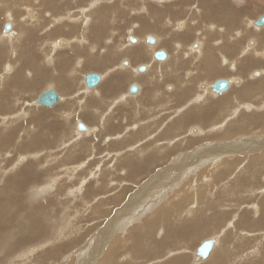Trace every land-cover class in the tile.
<instances>
[{"label":"rangeland","instance_id":"1","mask_svg":"<svg viewBox=\"0 0 264 264\" xmlns=\"http://www.w3.org/2000/svg\"><path fill=\"white\" fill-rule=\"evenodd\" d=\"M34 1L25 0L23 5L20 4L21 7L19 5H11L10 3L3 4V6H0V34L1 33L3 34L5 33V31H8L5 30V27L3 28V25L5 22L10 20V18L6 17L7 13L11 12L9 11L11 10L10 8L14 7L13 9L15 8L19 9V11H14L13 14L15 13V15L12 16V20L16 22V28H17V30L15 28L14 32L18 36L15 34L8 38L4 37V41L3 40H2L3 42L0 41V46H1L0 52L1 51L4 52V58L2 57V59L0 60L1 63L0 77L4 76L3 77L4 80H1L0 78V92L2 91L3 93V96H0V104H1L0 113H2L0 115L1 117L6 118V120L3 121L4 119L2 120V118L0 117V135L2 134L10 135L8 131L12 134V137L17 135L15 137L16 139L14 140L16 141L15 145H11L9 146L8 149H5L4 150L5 153L3 151H0V188L7 187V189L5 190L0 189V196H1V190L3 191V196L0 198L5 200L9 196L11 189L7 183L13 180L12 177L16 173H20V171L23 172L24 170H26V168L29 167L32 169L33 167L32 169L33 173L29 177L31 182L26 187V189L23 190L22 194L20 193V197H22L21 199L24 203L23 205H25L23 209L25 210L31 209V213L33 211L34 212L33 214H35L36 212L37 215L40 216V220L42 221L43 224H41L42 228H40L39 235L42 234L43 237L39 240L35 238L34 240L35 241L37 240L35 243L33 242L32 244L29 243L22 246L19 245L20 239L17 236L18 233H16V230H14V233H10V236H7V241L10 240V242L8 241L7 244L0 245L1 246L0 264H11V263L12 264H165L166 262L174 258L177 257L180 258V256L181 257L189 256L186 264H207L211 260H212L211 261L212 264H234V263L242 264L246 260H247L246 263H250V260H257L258 259L257 256H254V258L251 259L252 257L251 255L255 247H258L259 245L261 251H264V225H259V226L243 225L242 224L243 222H245V224H247V222L246 220L242 221V215L246 211H248L250 217H255L257 219H260L261 215H258V213L262 214L263 212L261 197L264 198V193H263L264 189L262 191L260 189L264 188V169H260L261 166L258 165H253L252 167H250V164L254 159L260 157L262 153L264 154V148L260 149V147L258 148L255 147V145L256 146L258 145V142H262V143L264 142V128L263 129L261 128L262 122L249 121L251 119H247L246 117L248 116L251 117L256 113L258 114L264 113V100H263L264 94L259 96V94H261V91L255 90V92H253L252 95L249 94L251 92H248L247 95H245L243 99H241V100H246V102L248 101L247 104L244 103L245 105L248 106H243L241 104L238 105L235 110L238 111L239 109L238 107L241 106L239 109L240 111L239 116H242L244 119L242 118L243 121L242 124H240L238 122L239 117L234 118L233 115V113L235 112L234 110L231 113L234 119L229 118L228 121L224 122L225 124L223 123L222 125L226 130L228 129L229 125L231 127L232 123L235 127H237L234 128V130L230 131L232 134H228V135L222 134V132L225 133L226 130L222 129L220 131L217 129V127H215V125L211 126V124L222 122L221 121L223 119L222 117L225 115L224 109L211 110L212 113L208 114L209 113L208 111H210L209 109L211 108L209 107L210 105L209 106L208 104L203 105L200 104L197 100L195 99L193 100L192 99L194 98L193 95H192L193 97H190L191 96L190 95L189 96L190 98L189 97L186 98L185 95H177L175 98L166 95V94H170L169 91L176 89L177 83L179 89L175 90L174 93L176 94L180 90V85L179 82L177 81V76L165 77V80L163 78L162 80L157 82L159 84H157L155 89L161 95L156 96L155 94V95H150L149 97V94H147L146 95L147 97L144 99H143V95L142 96L139 95L141 97L136 96L135 99L128 98L125 99L127 100L125 102L120 101L118 95H121L123 92H125L128 84L134 82L136 78H134L133 80L131 79V77H128L126 79L125 76L118 78L117 77L119 75L117 71L118 69H116L118 68V66L116 64H118V59L120 60L121 58H123L122 57L123 51H126L124 49L125 48L124 43L127 40L125 36L128 33L127 34L124 33L129 32L132 29H135V31L137 32L138 27L139 30H141L140 28H143V25L141 23L142 19L140 18L145 14V11H142V9H133V7H138L141 4L134 0H127L129 2L123 4V2L116 0L115 5L113 6L104 5L105 6L104 9L103 7H96L94 9L95 11L88 12L85 11V8L91 2L88 0H83L84 5H86L84 9L81 8L83 5L82 2L79 6H77V2H78L77 0H51L52 7L55 6L56 3L61 4L60 9H57L59 11L48 9L49 8L48 0L46 1L42 0L43 3L41 2V0H38V2L37 0ZM110 1L111 0H101L100 2L103 4L105 2H110ZM142 1L143 2L148 1V3L150 4L151 8L148 9L149 12H156V11L159 13L162 12L165 19L166 17H171L172 22L174 23L175 21L174 23L175 26L173 27V30L176 32H173L172 35H176V36L171 37L172 40L166 37V35H168L171 32L172 27H170L169 25L165 26V29L163 28L161 35H165L166 38L162 39V43L159 46L160 48H163L166 51L170 50L172 54L171 58H173L174 56V51L179 52V50L177 49L178 43L181 46L182 44L185 45L186 43L190 42L189 39L192 40L198 36L199 34L198 32L194 33L196 30L199 32L201 31L200 33H204V35L208 33L205 36V38H202L205 41V43H208V41L212 42L214 40L215 42H217V40L219 42V40L221 39L223 40L224 36L227 35L228 32H229L228 34L230 35L233 32V30L231 32L228 29V27H230V25L227 22L229 18L223 17L222 13L216 15V13L218 12L214 9V7L209 8L207 6H202V8L204 7L203 8L204 12L202 14L203 15L206 14V16H203L201 20H198L199 21L198 23L196 22V24L200 26L201 25H205V26H201V27L192 26L190 27L191 28L190 30H194L192 33L181 36V34L178 33V29L179 27L182 28V25H179L181 23H178L177 21L179 20L182 21V19H184L186 23H189L191 21L190 22L191 24H195L194 21H196L199 18V16L196 15L200 14V11L195 13L194 12L195 9L190 11L189 9L187 10L186 8L179 10V8H175L176 3L159 4V3L151 2L150 0H142ZM197 1L199 0H189L188 2V4L190 5L189 7L195 8L196 6L195 3ZM227 1H228L227 3L230 6L237 9L236 11L241 12L239 13L240 15L239 21L242 20L243 26L245 24V21L247 22L248 20H250L249 26L253 27V25H251L253 24V20L259 14L261 15L264 14V0H227ZM70 2H71V6H70ZM69 6L71 7V9H69ZM30 8H35L36 10V15L34 16L35 18L31 17L34 15V13L31 12ZM3 9H8V10L6 12H3L4 11ZM72 9H77V10L76 12H72L73 11ZM57 13L61 14L62 16L64 15L63 16L64 21L66 24H68L66 26L68 27L67 29L73 32V36H71V38L68 36L67 38L68 41L66 43L62 42L65 43V45H60L61 42H59V37H62L60 31L57 29L51 31V29L53 28L52 23H54L56 20L53 16H55ZM213 13L215 14V16ZM87 14L88 17L91 16V23L92 21L94 22L93 25L89 24L88 26H85L84 22L86 20L84 21V19ZM149 14L153 16V14L151 13ZM93 18H95V20ZM51 19L54 21H52ZM73 20L76 22H74ZM26 22L27 24H25ZM58 22L60 23L61 20ZM78 22L84 24V29L86 30L84 31L82 28L81 31L85 34H88L90 30H91L90 33L93 30H97L98 32H100L99 35L101 42L98 45V48H96V50L93 51L92 49V54L97 53L99 55L101 54L103 55L102 52L104 51V48H106L107 45L112 44L110 42L113 41L111 37L113 35L114 36L116 35L114 39L115 40L114 45L116 46H112V47H117L116 48L117 53H115L117 55L116 63L109 61V60H115V56H114L109 58L108 60L103 59L105 61H102L101 63H99V65L95 64L97 66L94 67L89 66L90 67L89 68L87 65L85 66L86 58L84 57L83 54H80L82 58L79 56L80 59L78 62L77 60L78 55L74 57V55L72 54V50L74 49V53H76L77 50L76 47L81 48V44H82L80 40H77L80 39L79 37L83 36V33L80 32L79 29L76 30ZM164 22L166 21L164 20ZM55 24H57V22H55ZM177 24L178 26H176ZM32 26L34 27V29H32ZM98 26L102 30L97 29ZM105 26H107L108 28L107 27L105 28ZM189 26L191 25L188 24V27ZM235 26H239V22L235 23ZM47 27H49L48 28L49 30L46 29ZM55 28H57V26ZM231 28L232 27H230V30ZM238 28H242V27H238ZM260 28H261L260 30L252 29V32L255 36L252 34V32L249 33L248 36H245L243 44L244 43L248 44L249 41H252L251 44L254 45L258 44L256 45L257 49L259 50L258 52L262 53L263 51L264 53V45L259 40L260 35H257V34H261V32H264V26H261ZM74 29L76 32L74 31ZM201 29H204L205 31ZM151 31L155 32L154 30ZM255 31L258 32L255 34ZM176 33L179 35H177ZM219 33H221L220 36L222 37L219 36ZM27 34L30 36V37L28 36V39L26 38ZM66 35L69 34L66 33ZM66 35H63V37L66 38ZM72 37L75 39H73ZM9 38L11 40H9ZM18 38L20 39V41H17ZM25 38L26 40H24ZM199 38L200 37L198 36L195 40L199 41ZM108 39H110V41L107 42ZM168 42L171 43V45H168L167 44ZM13 43H15L17 47L13 46ZM54 44L58 46H55ZM239 44L240 46H243L242 43ZM3 45L5 46V49L2 48ZM42 45H44L45 48L42 47ZM90 45H87L84 49L85 52L89 54L91 53ZM117 45H121V47L124 48L121 49V47ZM14 47H16L17 49H14ZM23 47H26V49H28L29 52L31 51L32 53L34 52L33 53L35 55L34 59L37 62V64H35L36 67L29 65L30 68L29 67L25 68L26 75L24 73H22V75L26 76L27 78H30L31 80H25L27 84L26 85L21 84L19 89V85L17 84V81H15L14 79V74H16L17 70L19 69V67H21L24 61L28 59L26 55L25 58L24 55H18L19 52L17 53V51L18 50L21 51ZM55 48H57L56 50H54L56 55H54L52 64H49L46 55L52 54L51 50ZM130 48H132V46ZM206 48L204 50L205 53H207ZM213 49H215V47H213ZM63 50H67L68 52V53L65 52L63 54V58L65 57L63 61L67 59L64 62L67 65L69 63L68 65V68L70 67L69 70L76 69V73L68 71L69 72V73L67 72L68 74L65 73L63 75L62 78L65 79L61 80L60 85L62 86L64 91L58 85L53 86L51 85V83L49 84V81L45 79H41V74L51 75L52 70L54 71V69H59V63L61 64L62 62V61L59 62L61 59L60 53H63ZM217 50H219V48ZM108 52H111L109 48H107L106 50L107 54ZM130 52L132 53L131 54L133 57L132 59H134L133 56L134 51L130 49ZM180 52L181 53L179 54H181L182 56L183 55L182 52L184 51H180ZM205 53L204 56L206 55ZM119 54L122 56H120ZM99 55L96 56L98 57ZM226 55L229 56V53H226ZM226 55L224 54V51L223 52L221 50L220 52L217 51V57L223 58V56L227 57ZM21 56L22 58H19ZM96 56H94L95 57L94 61L97 58ZM101 56H99V59L101 58ZM254 56L249 61L247 62L245 61L243 63L244 66L243 68H241L240 62H237L236 60L234 61L233 58H231L230 60L233 61L229 60L230 62L228 65L232 63L233 64L232 66H234L235 64L237 68L236 71L232 70V66L230 67L224 66L222 64L223 61H221L223 59H219V58H218L219 60H216L217 61L216 64H213L212 62L210 66L206 63L207 61L202 62L204 60L202 56L201 60L197 62V66L201 65V67H205V68L208 67L211 68L212 66H215L217 68L216 71L219 70L218 71L219 74L217 75L215 71L214 73L205 76L204 79H199L197 81L195 79L193 82H191L192 79L187 81L186 80L187 75L185 74V71H187V69L188 71H191L193 67L192 61L194 59L190 58L189 60L186 61L187 63L189 61L187 65L186 64L183 65L185 63L184 62L179 66L180 75L178 76H180V80H181L180 84L182 85L184 81L191 82L189 84L192 85L193 88L196 89V91L199 90L205 92L204 91L206 90L205 88H208L209 92H211L212 95L214 96L218 95L217 97H212L210 94L208 100L211 99L212 101L218 98L225 97L230 93L229 97L227 98H231L230 99L231 102L229 103L227 101L225 103L226 105L228 104V107L229 106L232 107L231 104L234 103L233 95L235 94V91L239 90L240 88L238 87V83L233 82V86L226 93L223 94L213 92L210 89V87L203 86L201 88L199 85L200 83L205 84L207 82L209 83V81L212 82L213 81L212 79H216L217 77L218 78L219 77L230 78V76H233L231 78L240 77L241 80L243 79L242 82L243 83L245 82L246 86L251 85L255 81L257 82L261 80L262 78H264V59L260 57L258 58L256 55ZM147 58L148 60L150 59V57ZM125 59L128 58L125 57ZM14 60H17L19 62ZM137 61H142L145 63V60L143 59ZM165 62L166 61H162V63ZM9 63H11V67L13 66L14 68L11 70L14 71V74L13 72L10 75L7 74L12 78L11 81L10 79L6 81L5 80L6 75H4L5 74L4 72H7L8 70L11 69L10 67H8ZM132 63L134 64V62ZM136 63L137 62L135 60V64ZM135 64L134 67L136 66ZM91 65L94 64L91 63ZM154 66H156V64ZM107 67L108 69L109 67L112 69L111 75L109 76L108 80L111 91L115 93L108 94L109 93L108 92L103 94L102 96H97V97L92 96L91 98H93L94 100L90 99V101H89V95H91L92 92H94L95 90L85 95H83V93L77 94L76 90L79 87L80 88L83 87L84 81L82 80H83V75L85 73L88 74L89 72H98L100 74H104V72L107 70L106 69ZM193 68L195 69L196 66H194ZM27 69H29V71H27ZM41 69H45V72L44 73L40 72ZM119 69L123 72V74H126L125 73L127 72L126 68L123 69L119 68ZM258 71H261V73L257 76H254L253 75L254 72H258ZM27 72H30L31 74L29 75V73ZM34 75L36 77L35 79L36 81L32 79ZM55 75L57 74L55 73ZM72 76H74L73 79H71ZM206 77H209V79L206 80L205 79ZM256 77L257 79L252 80V78H256ZM37 80H41L42 82L39 83ZM104 80L105 79H103V81ZM27 81H29L30 83H28ZM152 81L153 80H151V82ZM23 82L24 81H21V83ZM31 82L33 84H31ZM12 83L13 84L15 83L14 86L12 85ZM28 84L31 85L28 86ZM170 84L172 85L173 89H168L167 85ZM146 85L148 86L149 84L146 83ZM49 87H54L60 93L61 97L64 95L63 100H60L52 107H46L40 104L37 105L36 100L39 94L41 93V91L43 92ZM18 89L21 90V92L18 91ZM13 90L17 91L15 92L16 94L12 93L14 92ZM147 91L149 93L154 92V86L149 85ZM9 94H12L10 97L13 102V107H10L12 108L10 111L7 109L6 106L2 107L3 105L2 101L5 95L6 97L4 98L5 101L4 103L8 104L10 102ZM112 95H115V97ZM83 98H85L84 101ZM79 99L81 101H79ZM163 99H165L166 103H162ZM93 101H95L96 104L93 105ZM173 101L175 102L173 103ZM84 102H87L88 105L85 104ZM197 104L199 107L197 106ZM80 105L84 107L86 105L88 107H90L91 105L93 106H91L89 109H86L88 108L86 107L85 109L86 111H88V113L81 116L85 111L83 110L78 111ZM22 106H24V108ZM4 107L5 109L8 110L7 112L4 109ZM96 108L97 110H95ZM2 109L4 110L2 111ZM19 109H21V111ZM25 110L26 112H24ZM39 110L44 112L47 111L48 113H45V116L42 118L41 114L39 113ZM192 110L203 111L204 116L203 115L201 116L200 114L197 116H193L192 114L194 112ZM16 111L18 112V114H21L18 119L13 116L17 114ZM67 111L71 112L70 117L66 115ZM76 111L78 112L76 113ZM25 113L28 114L25 115ZM102 113L107 114L106 118L110 116L109 121L111 124H113V122L116 121L115 122L116 125L107 128V123L102 122L100 120ZM90 114L93 115V119H91ZM29 115L30 117H27ZM78 115L80 118L78 117ZM76 116L78 117L77 119ZM12 117L15 120H13ZM112 117L113 120L111 121ZM78 120H81L79 122H84V124L86 125L88 124V126H90V130L81 133L78 132L76 128L73 127L76 125ZM204 120H211L212 122L206 123L204 122ZM15 131L17 132L14 133ZM237 136L240 137L239 138L240 141H242L243 139L247 140L249 138L248 139L249 144H253L252 145L253 147L248 144L249 145L248 149L250 148L249 152L251 153H248L246 151H245L246 153L242 152L243 154L237 153L236 155H238V157L236 156L230 161L236 165V169L234 168L235 171L232 174H226L221 178L220 171L222 168L227 167L226 165H224V163L227 162V157H229L227 155L230 154V152H227L225 155L222 156V158L215 156V158H220L221 161L220 162L217 161L218 159L215 160V158L212 159L210 158L211 155L209 149L207 150H203V149L208 145H209L208 147H212L213 145L214 147H216L218 143L223 144L222 142L219 141L224 139L226 140L229 138L232 139ZM250 137L254 141L250 140ZM156 139L158 143L156 142ZM122 140L123 142L124 141L125 142L123 143ZM142 140H144V142ZM170 140L171 142H169ZM163 141L165 143H163ZM155 142L157 143V145L154 148L149 149L147 151V154L153 150H155L154 152L156 151L159 152L157 158L147 166L148 172L146 171L143 172L142 170L139 173L137 172L131 173L129 167L126 164H123V161L125 159H132L133 161L142 160L143 159L142 157L145 156L143 155L142 157H140L143 154L142 151L143 147L148 144H155ZM212 142L216 144H213ZM169 143L170 145H168ZM176 146L177 149L172 153L174 156L172 155L173 157L164 164L165 167L163 166L164 168L162 169L161 165H163L162 163H163L165 148L173 149ZM191 148H192V152L191 154H188V158L190 157L192 159L182 161L183 159L181 158L183 154L187 153L186 149L190 151ZM197 150H203L199 156H196ZM256 150L258 153L256 152ZM176 156L180 157L179 162L181 164L179 163L180 165L178 166V171L177 170L171 171L172 173L171 172L168 173L166 171L168 173L167 178L171 180L170 183L144 185L146 182H149L151 178L157 179L160 176V171L162 172V170H164L165 168H169L170 165L174 162ZM232 157L233 156L230 155V158ZM159 166L161 168H159ZM181 166L183 167V169L181 168ZM245 167L249 168L250 171H247V173L246 171L244 172L243 170L245 169ZM155 173L158 175L151 177V175H154ZM245 178L247 179L251 178L252 183L257 181L259 182V184L253 186L251 184L247 185L246 181H243ZM235 179L237 180L236 181L237 187L235 188L233 187L224 188V185H222L223 183L227 185L230 184L232 185L233 184L232 181H234ZM171 183L174 184L175 186H172ZM166 185H168V188L165 189V187H167ZM140 186L143 187V191L139 204L145 199H147V202H151L152 199L154 200L153 202L155 204L152 203L147 208L148 210L146 211V213L139 216L134 212V210H137L135 208L139 204L135 205V202L132 201L134 202L135 205L132 207V205H130L131 202H128V200L130 199V196L133 193L135 192L138 193V187ZM204 187L207 189L206 192L209 195L208 196L209 199L208 197L201 198V194L199 191L200 190L204 191ZM209 191H212V193L209 194L208 193ZM186 194L187 197H185ZM222 195H224L223 201H221ZM207 199H208L207 207L209 206V204L215 205L213 209L211 210L207 209L206 211L199 210L204 205ZM179 202L181 207L180 210H178ZM217 203H219V205H217ZM163 207H165L169 211V216L165 217L167 218V221L165 220V218H161V216L159 215L154 217L156 212L160 211ZM123 208H125V210H128L126 213L128 212L133 213L134 218L130 220H124L123 218L120 217V215H116L117 210ZM12 209L15 210V207H12ZM193 209L195 210V212ZM6 210H8V208L0 207L1 213L5 212ZM186 210L187 211L192 210L190 216L185 215ZM221 210L229 211V213L227 212V215L221 216V213L219 212ZM199 212L202 215L201 214L199 215ZM218 213L219 216L212 217V221H211L212 224H209V227H212V229L203 232L201 235H194V237L191 238L189 235L181 236L179 234L177 236H171L169 234V232H171L172 230H180V229L185 230L188 228L191 229L192 227L195 231L200 230V228L205 224L204 222L206 221L205 219H207L209 215L212 216ZM18 214L19 212L15 214L14 218L15 217L18 218ZM39 214H42L43 216ZM35 216L32 219L34 225H36L38 222V216L36 217ZM149 216L150 219L148 218ZM257 216L260 218H258ZM116 219L117 220L119 219L121 222L117 221ZM147 220L149 222L144 226L143 229L141 224H143ZM110 222H112V226H109ZM207 227H208V223L204 225L203 229H207ZM107 228L111 229L109 230L110 232L109 233L107 232L105 236L100 237V235L104 233ZM0 231L1 234L2 233L1 228ZM36 232H38V229L36 230ZM134 233H142L143 238L141 239L134 238L133 241L128 239ZM14 238L16 239L14 240ZM208 238L217 239L216 243L218 244L215 243V247L213 248L214 252L212 250V252L208 257L210 260L208 258L205 259L202 258V260H200L199 259L200 257L198 258L197 257L198 255H196L197 246L201 243L202 240L204 241ZM257 239L261 241L259 242V244H257L258 241ZM1 240L2 239H0V242ZM17 241L19 242L17 247H15ZM156 241L165 244V246L159 247ZM136 245H139V247H137ZM10 246L11 249L8 250ZM13 246L15 249L12 248ZM111 247L115 248V252L112 253L113 260L111 262H107L111 258V254L107 253ZM243 258L245 259V261ZM160 259L161 261L158 262L157 260Z\"/></svg>","mask_w":264,"mask_h":264},{"label":"bare ground","instance_id":"2","mask_svg":"<svg viewBox=\"0 0 264 264\" xmlns=\"http://www.w3.org/2000/svg\"><path fill=\"white\" fill-rule=\"evenodd\" d=\"M24 1L25 0H19V1H15V0H0V6H3V4H11V5H19L20 7H21V5H23L24 4ZM32 1V0H31ZM34 1V0H33ZM46 1V0H45ZM95 1H97V0H95ZM139 3H140V1H142V0H137ZM152 1H156V2H158V3H162V4H165V3H176L175 5H179L180 3H184V0H152ZM203 2L200 4V6L198 7L197 5H198V1L195 3L196 4V6H195V8H191L192 10L193 9H195V13H197V12H199V11H201V18L203 17V16H206V14L205 15H203L202 13L204 12L203 11V8H202V6H207V7H209V8H211V7H214V9L218 12V13H216V12H214V13H216V15L217 14H220V13H222V16L223 17H227V18H229V20H227V22H228V24L230 25V27H232L231 28V30H230V27H228V29H229V31H231L232 32V30H233V32L231 33V35L230 34H228L227 33V35H225L224 36V38H223V40L221 39V40H219V42H218V40H217V42H215V40L214 41H212V42H210V41H208V43H205V41L202 39V38H205V36L208 34H206V35H204V33H200L199 31H195L194 33H199L198 34V36L200 37L199 38V41H197V42H195V43H198L199 45H198V47H195L194 46V44H193V46L190 48V42L193 40H191L190 42H188V43H186L185 45H183L182 44V46L181 47H179V48H177L178 50H179V52H176L175 51V53H174V56H173V58H171L172 57V54H170V55H168V53H167V51L165 50V49H163V50H158L157 52H159V51H164L165 50V52L167 53V57L164 59V60H161V61H166L165 63H158V62H156V61H153L152 60V58H151V55H152V52L154 53L155 52V50L153 49V48H151V45H149L148 47H146L145 45H143V44H141V43H139V44H137V45H132V48H130L131 50H133L134 52H133V54L135 55V57H137V58H143V60L144 59H147L148 60V58L147 57H150V59L148 60V64L150 65V67H149V65L147 64V66H148V68H150V70L146 73V74H144V75H141V74H139V73H137L136 72V68H134V66L131 64V62L130 61H122V59L123 58H121V60L119 61L118 60V64H116L117 66H118V68H116V69H118L117 71H118V78L120 77H123V76H125L126 77V79L128 78V77H131V79L133 80L134 78H136V80H140V81H138V82H136V80H134V82H131V83H129L128 84V86H127V88H126V90H125V92H123L121 95H118V97L120 98V101H127V100H125V99H128V98H131V99H135V97L136 96H139V95H143V96H145L146 97V95L144 94L145 93V91H144V89H146V88H148V86L150 85L149 84V81H150V83H151V80H153L152 82L154 83V81L157 79L158 81H160L161 79H163L164 78V80H165V77H170V76H177V81L179 82V85H180V90L175 94L174 93V91L175 90H178L179 89V86H178V83H177V86H176V89H173L172 88V85L170 84V85H167L168 86V89H173V90H171V91H169V93L170 94H166L167 96H172V97H176L177 95H185V97L187 98V97H189L190 95V97H193L194 96V98H192L193 100L195 99V100H197L200 104H203V105H206V104H208V106L209 107H211L209 110L210 111H208L209 113L208 114H210V113H212V111L211 110H215V109H224V112H225V115L222 117L223 119L221 120L222 122L220 123V122H217L216 124H211V126H214L215 125V127H217V129L218 130H222V129H224V127L222 126L223 125V123L224 122H227L228 121V119L229 118H233V116H232V112L236 109V107L238 106V105H243V106H248V105H245V104H247V102H246V100H241V99H243V97L245 96V95H247V93L248 92H251V93H249L250 95H252L253 94V92H255V90H259V91H261V94H259V96H261L262 94H264V78H262L261 80H259V81H255L254 83H252L251 85H247L246 86V84H245V82L243 83L242 81H243V79L241 80V78L240 77H234V78H231V77H233V76H230V78L232 79H230V78H225L226 80H228L229 81V87L226 89V90H224V91H220V92H217V91H215L214 89H213V86H214V84H215V82L219 79L220 80V78H224V77H217L216 79H212L213 81L211 82V81H209V84H207V83H205V84H202V83H200V87L202 88L203 86H205V87H210V89L213 91V92H215V93H219V94H223V93H226L232 86H233V82H235V83H238V87H240L239 88V90H237V91H235V94L233 95L234 97H233V102L234 103H232L231 105H232V107L231 106H229L228 107V104L226 105V103L225 102H231L230 101V99L231 98H227V97H229V95H230V93L227 95V96H225V97H222V98H218V99H216V100H211V99H209L208 100V97H209V95L211 94V96L212 97H217L218 95H216V96H214V95H212V93L211 92H209V89L208 88H205L206 90H204L205 92H203V91H199V90H197L196 91V89H194L193 88V86L192 85H190L189 83H191V82H193L195 79H196V81L197 80H199V79H204V77L205 76H208V74H212V73H214L216 70H217V68L215 67V66H212L211 68L210 67H208V68H205V67H201V65H199V66H197V62L198 61H200L201 60V57L203 56V58H204V60L202 61V62H205V61H207L206 63L208 64V65H210L211 66V64H212V62H213V64H216V60H219V59H223V60H221V61H223L222 62V64L224 65V66H232L233 64L232 63H230V65H228L229 64V62L230 61H237V62H240L241 63V68H243L244 66H243V63L246 61H249L251 58H253V56L254 55H256L258 58L260 57V58H263L264 59V53H263V51H262V53H259L258 51V49H257V46L256 45H258V44H256V45H254V44H251L252 43V41H249L248 42V44H243V41H244V38H245V36H248V34L249 33H251L252 32V29H254V30H260L261 28V26H258L257 24H256V21H257V19L259 18V16L261 15V14H259L254 20H253V24H251V25H253V27H251V26H249V21L250 20H248L247 22L245 21V24H244V26H243V22H242V20L241 21H239V13H241V12H239V11H236L237 9L236 8H233L232 6H230L227 2V0L225 1V0H202ZM209 1H210V4H209ZM35 2V1H34ZM37 2H38V0H37ZM41 2H42V0H41ZM115 1H113L112 3H114ZM120 2H123V4L124 3H126V2H128L127 0H123V1H120ZM231 2V1H230ZM43 3V2H42ZM41 3V4H42ZM92 3V2H91ZM100 3V2H99ZM109 3H111V2H109ZM21 4V5H20ZM94 4V3H93ZM93 4H91V7H94L95 5H97V4H94V6H93ZM107 4V3H106ZM209 4V5H208ZM114 5H115V3H114ZM117 5V4H116ZM121 5V4H120ZM7 6V5H6ZM123 6V5H122ZM121 6V7H122ZM193 6V5H192ZM234 6V5H233ZM238 6V5H237ZM24 7V6H23ZM60 7V6H59ZM90 7V6H89ZM90 7V8H91ZM120 7V8H121ZM241 7V6H240ZM239 7V8H240ZM14 7H11L10 9L11 10H9V11H11L10 13L8 12L7 13V15H6V17L7 18H10V20L9 21H7V22H5L4 23V25L5 24H7V23H10L11 24V30H12V26H14L13 27V30L11 31L10 29V31L8 30V31H5V33H1L0 34V41H4V37L5 38H8V37H10V36H12V35H15L16 33L14 32L15 31V28H16V22L14 21V20H12V16L13 15H15V13L13 14V12L14 11H19V9L18 8H15V9H13ZM51 8H55L54 6L52 7V5H51ZM89 8V9H90ZM118 8H119V5H118ZM143 8H145V6H143ZM143 8H140V9H142L143 10ZM13 9V10H12ZM25 9V8H24ZM57 9H59L58 7H57ZM64 9V8H63ZM66 9V8H65ZM86 9V8H85ZM125 9V8H124ZM208 9V8H207ZM4 11L3 12H6L8 9H3ZM30 10H31V12L34 10L35 12H34V15L33 16H31V15H29V16H31L32 18H35L34 16L36 15V10H35V8H30ZM56 10V9H55ZM91 10V9H90ZM90 10L88 11V9H87V11L88 12H90ZM209 10V9H208ZM68 11V10H67ZM86 11V10H85ZM126 11V10H125ZM41 12V11H40ZM39 12V13H40ZM65 12V11H64ZM75 12V11H74ZM83 12V11H82ZM119 12H121V11H119ZM46 13V12H45ZM66 13V12H65ZM209 13V12H208ZM213 13V14H214ZM43 14V13H42ZM224 14V15H223ZM242 14H244V13H242ZM37 15H38V13H37ZM41 15V14H40ZM58 15V14H57ZM68 15V14H67ZM208 15V14H207ZM26 16H28V15H26ZM60 16V15H59ZM64 16V15H63ZM214 16H215V14H214ZM221 16V15H220ZM46 17V16H45ZM56 20H55V22H57V24H55V22L54 23H52V25L53 26H57V28H55V27H51L50 29H51V31L52 30H59L60 31V33L62 34V35H66V33L67 34H69L68 36L71 38V36H73V32L70 30H68L67 28L68 27H66L68 24H66L65 23V21H61L60 23L58 22V21H60V19H58L57 18V16H53ZM81 17V16H80ZM84 17V16H83ZM211 17H213V16H211ZM53 18V19H54ZM69 18V17H68ZM73 18H75V17H73ZM70 19V18H69ZM195 19V18H194ZM210 19V18H209ZM225 19V18H224ZM244 19V18H243ZM62 20V19H61ZM64 20V19H63ZM86 20V21H85ZM204 20V19H203ZM208 20V19H207ZM221 20V19H220ZM15 22L13 25H12V22ZM21 21V20H20ZM34 21H37V20H34ZM52 21H54V20H52ZM71 21V20H70ZM74 21V20H73ZM84 24H85V26H88V24L90 23V21H91V18H89L88 17V15H86V17H85V19H84ZM166 22H165V24H170L171 25V30L173 31V27L175 26L174 25V23H175V21H174V23L170 20V18H167L166 20H165ZM168 21V22H167ZM180 21V20H179ZM179 21H177V22H179ZM182 21L183 22H185V20L184 19H182ZM188 21V20H187ZM24 22V21H23ZM30 22V21H29ZM48 22V21H47ZM74 22H76V21H74ZM191 22V21H190ZM186 23L185 22V26H183L182 28L181 27H179V29H178V33H181V35L182 34H184L185 32V28H186V26H187V24H189V25H191V26H189V27H195V26H199V27H201V26H205V25H198V24H196V22L198 23V21L196 20V21H194L195 22V24H191V23ZM193 22V21H192ZM205 22V21H204ZM237 22H239V26H235V23H237ZM51 23V22H50ZM207 23V22H206ZM212 23V22H211ZM251 23H252V20H251ZM25 24H27V22L25 23ZM42 24V23H41ZM74 24V23H73ZM3 25V28L5 27ZM43 25V24H42ZM59 25V26H58ZM207 25V24H206ZM19 26H20V24H19ZM38 26V25H37ZM176 26H178V24L176 25ZM218 26H220V25H218ZM262 26H264V25H262ZM24 27V26H23ZM188 27V28H189ZM209 27V26H208ZM226 27V26H225ZM238 27H242V28H238ZM254 27H257V28H259V29H257V28H254ZM40 28V27H39ZM49 27H47L46 29L47 30H49L48 29ZM76 28V27H75ZM207 28V27H206ZM211 28H212V26H211ZM214 28V27H213ZM217 28V27H216ZM23 29H26V28H23ZM29 29V28H28ZM137 29V28H136ZM141 30H139V28H138V31L136 32V33H138V34H141L142 36H143V38L145 37V35L147 34V33H149V32H152L151 30H149V29H144V28H140ZM194 29V28H193ZM223 29V28H222ZM221 29V30H222ZM6 30V29H5ZM16 30H17V28H16ZM76 30H77V28H76ZM133 30H135V29H133ZM200 30V29H199ZM201 30H204V29H201ZM24 31V30H23ZM28 31V30H27ZM69 31V32H68ZM74 31H75V29H74ZM194 30H192V32H193ZM205 31V30H204ZM210 31H213V30H210ZM217 31V30H216ZM227 31V30H226ZM10 32V33H9ZM25 32V31H24ZM48 32V31H47ZM76 32V31H75ZM82 32V31H81ZM173 32H176V31H173ZM184 32V33H183ZM258 31H255V34L257 33ZM260 32V31H259ZM65 33V34H64ZM83 33V32H82ZM206 33V32H205ZM209 33H211V32H209ZM215 33V32H214ZM218 33V32H217ZM222 33V32H221ZM221 33H219V36L221 35ZM238 33V34H237ZM241 33V34H240ZM75 34V33H74ZM252 34H253V32H252ZM17 35V34H16ZM34 35V34H33ZM92 35V34H91ZM90 35V36H91ZM254 35V34H253ZM257 35H260V41L263 43V45H264V32H261V34H257ZM18 36V35H17ZM28 34H27V39H28ZM196 36V35H195ZM197 36V37H198ZM229 36V37H228ZM255 36V35H254ZM30 37V36H29ZM35 37V36H34ZM45 37V36H44ZM168 37V36H167ZM197 37H195V39L197 38ZM211 37V36H210ZM220 37H222V36H220ZM14 38V37H13ZM26 38L24 39V40H26ZM31 38H32V35H31ZM47 38V37H46ZM56 38V37H55ZM73 38V37H72ZM80 39H77V40H80L81 41V46H82V48H83V50L85 49V47L87 46V45H85V43H87L88 44V39H87V34H85V33H83V36H81V37H79ZM166 38V37H165ZM168 38H170V37H168ZM208 38V37H207ZM249 38V37H248ZM73 39H75V38H73ZM72 39V40H73ZM201 39V40H200ZM5 40H7V39H5ZM9 40H11L10 38H9ZM129 40L132 42V43H136L135 41H132L131 39H130V37H129ZM156 40H157V38H156ZM165 40V39H164ZM251 40V39H250ZM2 41V42H3ZM17 41H20V39L18 38L17 39ZM22 41H23V39H22ZM30 41V40H29ZM28 41V42H29ZM33 41V40H32ZM31 41V42H32ZM68 41V39L67 38H65V37H60L59 38V42H61L60 43V45H65V43ZM148 41V40H147ZM202 41V42H201ZM62 42H65V43H62ZM149 43H153V42H155V37L154 38H152V37H150V39H149V41H148ZM170 42V41H169ZM167 43L168 45H171V43ZM207 42V41H206ZM17 43V42H16ZM147 43V42H146ZM211 43H212V45H211ZM239 43H242L243 44V46H240V44ZM2 44V43H1ZM22 44V43H21ZM44 44V43H43ZM79 44H80V42H79ZM207 44V45H206ZM20 45V44H19ZM46 45V44H45ZM55 45V44H54ZM71 45H74V44H71ZM70 45V46H71ZM13 46H16V44L15 43H13ZM55 46H58V45H55ZM76 46V45H75ZM80 46V45H79ZM134 46V47H133ZM1 47V46H0ZM17 47V46H16ZM16 47H14V49H17ZM42 47H44L45 48V46L44 45H42ZM74 47V46H73ZM120 47V46H119ZM207 47V48H206ZM213 47H215V49H213ZM2 48L3 49H5V46L3 45L2 46ZM51 48H52V46H51ZM92 48V47H91ZM111 48V47H110ZM205 48H206V51H207V53H205L204 52V50H205ZM219 48V50H217ZM1 49V48H0ZM11 49V48H10ZM14 49H13V51H14ZM57 49V48H56ZM61 49V48H60ZM64 49H65V47H64ZM69 49V48H68ZM94 49V48H93ZM96 49V48H95ZM192 49V50H191ZM45 50V49H44ZM55 49H53V50H51V52H52V54H47L46 55V57H47V60H48V63L49 64H52V61H53V59H54V55H56L55 54V51H54ZM59 50V49H58ZM186 50V51H185ZM220 50L223 52L224 51V54L226 55V53H229V56H227V57H224L223 56V58H220V57H217V51H219L220 52ZM263 50V49H262ZM12 51V52H13ZM17 51V50H16ZM94 51V50H93ZM180 51H184V52H182V56H181V54H179V53H181ZM191 51V52H190ZM261 51V50H260ZM19 52V53H18ZM121 52V51H120ZM157 52L155 53V58H156V54H157ZM15 53V52H14ZM17 53H18V55H26L27 57H28V59H26L25 61H24V63L21 65V67H19V69L17 70V72H16V74H14V72L13 71H11L12 69H14L13 68V66L11 67V63H9L8 64V67H10L9 69L10 70H8L7 72H4L5 74L4 75H6V81L8 80V79H10V81H11V76H8L7 74H11L12 72H13V74H14V79H15V81H17V84L19 85V89H20V85L21 84H23V85H26L27 83L25 82V80H31L30 78H27L26 76H23L22 75V73H26V67H29V65L30 66H35V64H37V62L35 61V59H34V57H35V55L32 53V51L31 52H29L28 51V49H26V47H23L22 48V50L21 51H17ZM63 53H64V50H63ZM63 53H61V54H63ZM112 53H117V49L115 48V47H112ZM204 53L206 54L205 56H204ZM259 53V54H258ZM28 54H31V55H28ZM121 54V53H120ZM119 54V55H120ZM254 54V55H253ZM39 55V54H38ZM37 55V56H38ZM83 55H84V57L86 58V61H88V60H90V62H92L95 58L91 55V54H89V53H86L85 52V50H84V52H83ZM116 55V54H115ZM23 56V57H24ZM26 56H25V58H26ZM75 56H77V55H75ZM74 56V57H75ZM80 56V55H79ZM78 56V62H79V59H80V57L82 58V56H80L79 57ZM117 56V55H116ZM120 56H122V55H120ZM131 56V54L129 55V56H126V58L127 57H130ZM2 57L4 58V52H0V60L2 59ZM57 57V56H56ZM132 57V56H131ZM255 57V56H254ZM19 58H22V56L21 57H19ZM41 58V57H40ZM40 58H39V60H40ZM65 58V57H64ZM63 57H61V59L60 58H58V59H60V61L59 62H61V64L59 63V69H54V71L52 70L51 71V75H44V74H41V79H45V80H47V81H49V84L51 83V85H58L63 91H64V89L62 88V86L60 85V83H61V80H64L65 78H62L63 77V75L65 74V73H67L68 71L70 72H75L76 73V69L74 70V69H72V70H69V68H68V65H69V63H68V65L67 64H65V62L64 61H66L67 59H65L64 61H63V59H64ZM67 58H69V57H67ZM84 58V59H85ZM190 58H193L194 60L192 61V63L194 64V66H196V68H195V70H191L190 72H188V71H186L185 72V74L187 75V77H186V80L187 81H189V80H191L192 79V81L191 82H186V81H184V82H186V83H184L183 81V83H182V85L180 84L181 83V80H180V76H178V75H180V65L181 64H183L184 62V64L183 65H187L188 63H189V61H188V63L186 62L187 60H189ZM219 58V59H218ZM231 58H233V60H230ZM125 59V58H124ZM123 59V60H124ZM156 59H158V58H156ZM38 60V59H37ZM71 60V59H70ZM129 60V59H128ZM158 60H160V59H158ZM215 60V61H214ZM230 60V61H229ZM14 61H17V60H14ZM17 62H19V61H17ZM57 62V61H56ZM68 62V61H67ZM122 62H123V65H124V67L125 66H127L128 64V67L129 68H126L127 69V72H125L126 74H123V72L119 69V68H122L123 69V67H122ZM75 63V62H74ZM99 63H100V60L98 59L97 61H95L94 62V65H93V67L94 66H97V65H95V64H98L99 65ZM1 64V63H0ZM54 64V63H53ZM156 64V66H154ZM191 64V63H190ZM192 64V65H193ZM13 65V64H12ZM76 65V64H75ZM92 66L91 65V63H85V66ZM45 66V65H44ZM116 66V67H117ZM218 66V65H217ZM36 67V66H35ZM154 67V68H153ZM220 67H221V65H220ZM30 68V67H29ZM90 68V67H89ZM147 67H146V65H140L138 68H137V71L138 72H144L146 69H148ZM193 68V67H192ZM205 68V69H204ZM259 69V68H258ZM25 70V71H24ZM151 70H152V73H151ZM232 70H234V71H236L237 70V68H236V65L234 64V66H232ZM27 71H29V69H27ZM47 71V70H46ZM66 71V72H65ZM111 71H112V69L109 67V69H107L106 70V72H109L110 73V75H111ZM117 71H115V72H117ZM219 71V70H218ZM218 71H216L215 73L218 75L219 74V72ZM223 71V70H222ZM254 71V70H253ZM40 72H42V73H44L45 72V69H41L40 70ZM68 72V73H69ZM27 73H29V75L31 74L30 72H27ZM32 73H33V71H32ZM55 73L57 74V75H55ZM67 73V74H68ZM89 73H97L99 76H100V80L96 83V84H94V85H91V86H89L87 83H86V76H87V74L85 73L84 75H83V80L82 81H84V84H85V86H84V84H83V87H79L76 91H77V94H81V93H83V95H85V94H89L91 91H94V92H92V94L91 95H89V101H90V99L91 100H94L93 98H91L92 96H95V97H97V96H102L103 94H105V93H108V94H111V93H115V92H112L111 91V89H110V87H109V80L108 79H105L104 81H103V79H102V75L100 74V73H98V72H89ZM249 73V72H248ZM261 73V71H258V72H254V74H253V72H252V74L254 75V76H257V75H259ZM58 74H59V76H58ZM78 74V73H77ZM135 74V75H134ZM26 75V74H25ZM108 74L106 73L105 74V76H107ZM231 75V74H230ZM239 75V74H238ZM237 75V76H238ZM250 75H251V72H250ZM2 76V75H1ZM68 76V75H67ZM4 77V76H3ZM3 77H0L1 78V80H4V78ZM73 77L74 76H72L71 77V79H73ZM215 77V76H214ZM228 77V76H227ZM160 78V79H159ZM259 78V77H258ZM32 79H36V77H35V75L32 77ZM38 79V78H37ZM70 79V78H69ZM76 79V78H75ZM130 79V80H131ZM182 79V78H181ZM206 80L207 79H209V77H206L205 78ZM254 79H257V77L256 78H252V80H254ZM245 80H246V78H245ZM5 81V82H6ZM14 81V80H13ZM12 81V82H13ZM14 81V82H15ZM21 81H24L23 83H21ZM36 81V80H35ZM34 81V82H35ZM39 83H41L42 81L41 80H37ZM157 81V82H158ZM28 83H30L29 81H27ZM37 82V83H38ZM73 82H74V80H73ZM156 82V83H157ZM201 82V81H200ZM36 83V84H37ZM48 83V82H47ZM146 83H148L149 85L147 86L146 85ZM15 84V83H14ZM14 84L12 83V85L14 86ZM31 84H33L32 82H31ZM31 84H28V86L29 85H31ZM134 84H136V85H138V90H137V92L136 93H131L130 92V87L132 86V85H134ZM9 85V84H8ZM10 85H11V83H10ZM17 85V86H18ZM50 85V86H51ZM146 85V86H145ZM154 85V84H153ZM2 86V85H1ZM37 86V85H36ZM142 86V87H141ZM197 86V85H196ZM248 86H250V87H248ZM25 87V86H24ZM34 87V86H33ZM7 88V87H6ZM49 88H53V89H55L54 87H49ZM197 88H199V87H197ZM200 88V89H201ZM17 89V88H16ZM18 89V91H20L21 92V90H19ZM26 89V88H25ZM160 89V88H159ZM218 89V88H217ZM24 90V89H23ZM22 90V91H23ZM33 90V89H32ZM56 90V89H55ZM14 92H12V93H15V92H17V91H15V90H13ZM57 91V90H56ZM61 91V90H60ZM111 91V92H110ZM58 92V91H57ZM155 92V91H154ZM156 92H157V90H156ZM200 92H202V93H200ZM256 92H258V91H256ZM28 93V92H27ZM41 93H42V91H41ZM40 93V94H41ZM59 93V92H58ZM159 93V92H158ZM16 94V93H15ZM39 94V95H40ZM75 94V93H74ZM157 94V93H156ZM257 94V93H256ZM12 94H9V100H10V102L8 103V104H5L4 102V98L6 97V95H5V97L3 98V105H2V107L3 106H6L7 107V109L10 111L12 108H10V107H13V102H12V99H11V96ZM59 95H60V93H59ZM76 95V94H75ZM193 95V96H192ZM0 96H3V93H2V91L0 92ZM24 96V95H23ZM74 96V95H73ZM112 96H114L115 97V95H112ZM141 96H139V97H141ZM39 97V96H38ZM60 97H61V95H60ZM117 97V98H118ZM138 97V98H139ZM172 97H170V98H172ZM189 97V98H190ZM8 98V97H7ZM63 98H64V95L60 98V100H63ZM107 98V97H106ZM105 98V99H106ZM179 98V97H178ZM188 98V99H189ZM98 99V98H97ZM8 100V101H9ZM30 100H32V99H30ZM29 100V101H30ZM59 100V101H60ZM81 100H82V98H81ZM80 99H79V101H81ZM85 100V98H83V101ZM99 100H100V98H99ZM171 100V99H170ZM208 100V101H207ZM264 100V99H263ZM58 101V102H59ZM102 101V100H101ZM135 101H137V100H135ZM168 101V100H167ZM196 101V102H197ZM207 101V102H206ZM7 102V101H6ZM18 102V101H17ZM139 102V101H138ZM175 101H173V103H174ZM85 104H87V102H84ZM162 103H166L165 102V99H163L162 100ZM183 103V102H182ZM195 103V102H194ZM245 103V104H244ZM249 103H251V102H249ZM21 104H22V102H21ZM36 104L37 105H39L38 103H37V100H36ZM56 104V103H55ZM54 104V105H55ZM70 104V103H69ZM83 104V103H82ZM94 104H96L95 103V101H93V105ZM167 104H169V103H167ZM166 104V105H167ZM1 105V104H0ZM31 105V104H30ZM53 105V106H54ZM88 105V104H87ZM82 106V105H80V107H79V110L78 111H85L81 116H83V115H85V114H87L88 113V111H86V109H89L91 106H93V105H91L90 107H88V106ZM163 105V104H162ZM128 106V105H127ZM152 106V105H151ZM155 106V105H154ZM197 106H198V104H197ZM213 106H215V107H213ZM23 108H24V106H22ZM26 107V106H25ZM30 107V106H29ZM86 107H88V108H86ZM96 107V106H95ZM110 107V106H109ZM199 107V106H198ZM241 107V106H240ZM240 107H238L239 109H240ZM23 108H22V110H23ZM72 108H73V106H72ZM86 108V109H85ZM178 108V107H177ZM176 108V109H177ZM191 108V107H190ZM4 109H5V107H4ZM4 109H2V111L4 110ZM7 109H5L6 110V112L8 111ZM92 109V108H91ZM94 109V108H93ZM103 109V108H102ZM186 109V108H185ZM196 109H198V108H196ZM239 109H238V111L237 110H235V112L233 113V115H234V118H238L239 120H238V122L240 123V124H242V121H243V117L242 116H239ZM20 111H21V109H19ZM27 110V109H26ZM26 110L24 111V112H26ZM95 110H97V108L95 109ZM191 110V109H190ZM78 111H76V113L78 112ZM160 111V110H159ZM187 111V110H186ZM194 113L192 114L193 116H197V115H203V111H194V110H192ZM221 111V110H220ZM17 112V111H16ZM23 112V111H22ZM28 112H30V111H28ZM96 112V111H95ZM120 112V111H119ZM118 112V113H119ZM162 112V111H161ZM222 112V111H221ZM5 113V112H4ZM13 113V112H12ZM39 113L41 114V116H42V118L45 116V113H48L47 111L46 112H44V111H41V110H39ZM70 111H67L66 112V115H68L69 117H70ZM0 114H2V113H0ZM14 114V113H13ZM16 114V113H15ZM26 114H28V113H25V115ZM38 114V113H37ZM174 114V113H173ZM220 114V113H219ZM9 115V114H8ZM21 114H18V112H17V114L16 115H13L15 118H19V116H20ZM23 115V114H22ZM39 115V114H38ZM91 116V119H93V115L92 114H90ZM106 113H102V115H101V117H100V120L102 121V122H106L107 123V128H109V127H113L114 125H116V121H114L113 122V124H111L110 123V121H109V118H110V116L109 117H107L106 118ZM158 115V114H157ZM5 116V115H4ZM37 116V115H36ZM204 116V115H203ZM222 116V115H221ZM251 116V115H250ZM0 117H1V115H0ZM11 117V116H10ZM27 117H30V115L29 116H27ZM78 117H79V115H78ZM77 116H76V119L78 118ZM214 117V116H213ZM220 117V116H219ZM263 117H264V113H261V114H258V113H256V114H254V115H252L251 117H246L247 119H251V120H249V121H255V122H262L261 123V128L263 129L264 128V119H263ZM2 118V120L3 121H5L6 120V118L5 117H1ZM22 118H23V116H22ZM33 118V117H32ZM80 118V117H79ZM88 118H89V116H88ZM186 118V117H185ZM233 118V119H234ZM243 118V119H242ZM12 119H13V117H12ZM20 119H21V117H20ZM146 119H148V118H146ZM199 119V118H198ZM201 119V118H200ZM208 119V118H207ZM254 119H257V120H254ZM13 120H15V119H13ZM43 120V119H42ZM113 120V117L111 118V121ZM65 121H67V120H65ZM79 121H81V120H78L77 121V123H76V125L75 126H73L74 128H76V130L78 131V132H86V131H89L90 130V126H88V124L86 125V129H84V130H80L79 129V126H78V123H80ZM93 121V120H92ZM177 121H180V120H177ZM43 122V121H42ZM202 122V121H201ZM204 122H208V123H211L212 121L211 120H204ZM10 123V122H9ZM82 123H84V122H82ZM163 124V123H162ZM176 124H178V123H176ZM219 124V125H218ZM225 124V123H224ZM5 125V124H4ZM33 125V124H32ZM31 125V126H32ZM62 125V124H61ZM101 125V124H100ZM195 125V124H194ZM227 125V124H226ZM233 125V123L231 124V127H230V125H229V127H228V129L226 130V129H224V130H226L225 131V133H223L222 132V134H232L230 131H232V130H234V128H237V127H235L234 125ZM237 125V124H236ZM15 126V125H14ZM68 126V125H67ZM172 126V125H171ZM192 126V125H191ZM70 127V126H69ZM119 127V126H118ZM126 127V126H125ZM168 127H170V126H168ZM27 128V127H26ZM71 128V127H70ZM117 128V127H116ZM209 128H211V127H209ZM260 128V129H261ZM14 129V128H13ZM12 129V130H13ZM16 129V128H15ZM169 129V128H168ZM261 129V130H262ZM189 130V129H188ZM190 130H191V128H190ZM258 130H259V128H258ZM14 131V130H13ZM18 131V130H17ZM17 131H15L14 133H16ZM70 131V130H69ZM219 131V132H220ZM256 131H257V129H256ZM215 132V131H214ZM8 133L10 134V135H6V134H2V135H0V151H3L4 152V150L5 149H8L9 148V146H11V145H15V143H16V141H14L16 138V136L17 135H15V136H13L12 137V134L8 131ZM13 133V134H14ZM21 133V132H20ZM25 133H26V130H25ZM63 133V132H62ZM156 133V132H155ZM128 134V133H127ZM118 136V135H117ZM125 136V135H124ZM127 136V135H126ZM240 136V135H239ZM120 137V136H119ZM248 137V136H247ZM106 138V137H105ZM125 138V137H124ZM141 138V137H140ZM179 138V137H178ZM239 138L240 137H234V138H232V139H224V140H221V141H219V142H222L223 144H225V145H223V144H221V143H218L217 145H216V147H214V145L212 146V147H204V149L203 150H207V149H209L210 150V158L212 159V158H215V156H218V157H220V158H222V156L223 155H225L227 152H230V154H228L227 156H229V157H227V162H225L224 163V165H226L227 167H224V168H222L221 169V171H220V175H221V178L224 176V175H226V174H232L234 171H235V169H236V165L233 163V162H230L234 157H238V155H236L237 153H246V152H248V153H251V152H249V149H248V147H249V145L250 146H252L253 144H249V138L247 139V140H245V139H243L242 141H240L239 140ZM37 140V139H36ZM73 140V139H72ZM155 140V139H154ZM174 140H175V138H174ZM250 140H252L251 139V137H250ZM143 142H144V140H142ZM252 141H254V140H252ZM255 141H256V139H255ZM257 141H259V140H257ZM122 142H123V140H122ZM125 142V141H124ZM123 142V143H124ZM150 142V141H149ZM156 142L158 143V141H157V139H156ZM155 142V144H148V145H146V146H144L143 147V149H142V151H143V154L140 156V157H142L143 155H145V156H143L142 158V160H135V161H133L132 159H125L124 161H123V164H126L128 167H129V170H130V172L131 173H134V172H137V173H139V172H141L142 170H143V172L144 171H146V172H148L147 171V166L149 165V164H151V162H153L156 158H157V156H158V152L156 151V152H154L155 150H153V151H151L150 153H148L147 154V151L149 150V149H152V148H154L156 145H157V143ZM160 142V141H159ZM162 142V141H161ZM169 142H171V140L169 141ZM205 142V141H204ZM203 142V143H204ZM62 143V142H61ZM140 143V142H139ZM163 143H165L164 141H163ZM190 143V142H189ZM213 143V142H212ZM63 144V143H62ZM141 144V143H140ZM211 144V143H210ZM213 144H216V143H213ZM249 144V145H248ZM134 145V144H133ZM168 145H170V143L168 144ZM176 145V144H175ZM137 146H138V144H137ZM189 146H191V145H189ZM195 147V146H194ZM253 147V146H252ZM251 147V148H252ZM255 147H260V149L261 148H264V142L262 143V142H258V145L256 146L255 145ZM116 148V147H115ZM118 148V147H117ZM157 148V147H156ZM173 148V147H172ZM188 148V147H187ZM163 149V148H162ZM161 149V150H162ZM177 149V146L175 147V148H173V149H171V148H165V151H164V158H163V165H161L162 166V169L165 167L164 166V164L168 161V160H170L174 155L172 154L175 150ZM199 149V148H198ZM193 150H194V148H193ZM196 150V149H195ZM203 150H197V155L196 156H199L200 155V153L203 151ZM186 151H187V153H185V154H183V156H185V157H183L182 156V158L181 159H183L182 161H184V160H190V159H192V158H188V154H191V152H192V148H191V150L190 151H188L187 149H186ZM186 151H184V152H186ZM246 151V152H245ZM259 151V150H258ZM2 152V153H3ZM72 152H74V151H72ZM116 152V151H115ZM180 152V151H179ZM256 152H257V150H256ZM5 153V152H4ZM181 153V152H180ZM242 153V154H243ZM258 153V152H257ZM8 154V153H7ZM177 154V153H176ZM173 155V156H172ZM182 155V154H181ZM192 155H194V154H192ZM230 155H232L233 157L232 158H230ZM260 155V154H259ZM5 156V155H4ZM258 156V155H257ZM220 158H215V160H217V161H220ZM251 158V157H250ZM255 158V157H254ZM180 159V157H178V156H176V158H175V160H174V162L170 165V167L169 168H165L164 170H162V172L160 171V176L157 178V179H153V178H151L150 180H149V182H146L144 185H151V184H163V183H170L171 182V180L169 179V178H167V174L168 173H170L171 171H178V166L181 164L179 161ZM236 159V158H235ZM214 160V161H215ZM225 160V159H224ZM160 161V160H159ZM192 161V160H191ZM195 161V160H194ZM251 161V160H250ZM161 162V161H160ZM193 162V161H192ZM221 162V161H220ZM241 162V161H240ZM180 163V164H179ZM185 163V162H184ZM191 163V162H190ZM219 163V162H218ZM251 163V162H250ZM160 164V163H159ZM236 164H238V163H236ZM184 165V164H183ZM253 165H258V166H261L260 167V169H264V154L262 153L261 154V156L260 157H258V158H256V159H254L253 161H252V163L250 164V167H252ZM164 166V167H163ZM221 166V165H220ZM158 168V167H157ZM159 168H161L160 166H159ZM180 168V167H179ZM181 168L183 169V167L181 166ZM180 168V169H181ZM187 168V167H186ZM235 168V169H234ZM32 169H33V167H32ZM30 167L29 168H26V170H24L23 172H21L20 171V173H16L12 178H13V180L11 181V182H9V183H7L8 184V186L10 187V189H11V192L10 191H8V192H10L9 193V196L5 199V200H3V199H1L0 198V207H3V208H8V210H6L5 212H0V217H1V219H0V222H1V225H0V228L2 229V233L0 234V239H2L1 240V242H0V245L1 244H3V245H5V244H7V242L9 241L10 242V240H8L7 241V236H10V233H14V230H16V233H18V237H19V241H20V244L19 245H26V244H29V243H35L37 240H39V239H41L42 237H43V235L41 234V235H39V233H40V228H42V226H41V224H43L42 223V221L40 220V216H38L37 215V213L35 212V214H33L34 212L32 211V213H31V209L29 210V209H23V207L25 206V205H23L24 203H23V201H22V197H20V193L22 194V192H23V190L24 189H26V187L29 185V183L31 182L30 181V179H29V177L31 176V174L33 173L32 170ZM76 169V168H75ZM158 170V169H157ZM190 170V169H189ZM168 173H167V172ZM187 171V170H186ZM244 172L246 171V173H247V171H250V169L249 168H247V167H245V169L243 170ZM156 172V171H155ZM185 172V171H184ZM189 172H191V171H189ZM128 173V172H127ZM136 173V174H137ZM151 173V172H150ZM158 173V172H157ZM172 173V172H171ZM258 173V172H257ZM187 174V173H186ZM151 175V174H150ZM158 174H154V175H151V177H153V176H157ZM181 175V174H180ZM245 175V174H244ZM247 175V174H246ZM212 176V175H211ZM210 176V177H211ZM230 176V175H229ZM229 176H228V178H229ZM130 177V176H129ZM133 177V176H132ZM189 177V176H188ZM218 177V176H217ZM242 178V177H241ZM252 178V177H251ZM247 179V178H245L243 181H246V183H247V185H249V184H251L252 186L253 185H257V184H259V182H257V181H255V182H253L252 183V179ZM243 179V178H242ZM152 180V181H151ZM175 181V180H174ZM189 181V180H188ZM224 181V180H223ZM236 179L234 180V181H232V185L230 184V185H227V184H225V183H223L222 185H224V188H235V187H237V183H236ZM54 182V181H53ZM222 182V181H221ZM230 182V181H229ZM241 183V182H240ZM172 184V183H171ZM261 184V183H260ZM50 185H51V182H50ZM49 185V186H50ZM214 185V184H213ZM220 185H221V183H220ZM167 187H165V189L166 188H168V185H166ZM172 186H175L174 184H172ZM47 187H48V185H47ZM209 187V186H208ZM207 187V188H208ZM223 187V186H222ZM249 188H250V186H249ZM260 188V187H259ZM0 189H7V187L6 188H0ZM171 189V188H170ZM202 189V188H201ZM264 188H261L260 190L262 191ZM206 188L204 187V191L203 190H200L199 192H200V194H201V198H203V197H208L209 195L207 194V192H206ZM142 191H143V187H138V193H131L132 195L130 196V199L128 200V202H131L130 203V205H132V207L133 206H135V205H138L139 204V201H140V198H141V196H142ZM246 191V190H245ZM259 191V190H258ZM37 192V191H36ZM229 192V191H228ZM209 194L210 193H212V191H209L208 192ZM250 193V192H249ZM264 193V192H263ZM188 194V193H187ZM187 194H186V196L185 197H187ZM226 194V193H225ZM252 194V193H251ZM3 196V191L1 190V196L0 197H2ZM34 196V195H33ZM129 196V195H128ZM159 196V195H158ZM176 198V197H175ZM219 198H221V197H219ZM115 199V198H114ZM208 199H209V197H208ZM208 199L205 201V203H204V205L199 209V210H202V211H206L207 209L208 210H211V209H213V207L215 206V205H210L209 204V206L207 207V203H208ZM223 199H224V195H222V198H221V201H223ZM261 199H262V201H261V204H262V208H263V212H262V214L261 213H258V215H261V218L260 217H258V218H260V219H257V218H255V217H250V215H249V212L248 211H246L243 215H242V221H245L246 220V222H247V224H245V222H243L242 224L243 225H252V226H259V225H264V198H262L261 197ZM117 201V200H116ZM132 201H134L135 202V205H134V202H132ZM154 200H152L151 199V202H147V199H145L144 201H142L135 209H137V210H134V212L136 213V214H138L139 216L140 215H143L144 213H146V211L148 210L147 208L152 204V203H154L153 202ZM202 201V200H201ZM217 201V200H216ZM156 202V201H155ZM212 202V201H211ZM214 203V202H213ZM155 204V203H154ZM174 204V203H173ZM179 204V206H178V210H180L181 209V207H180V202L178 203ZM202 204V203H201ZM201 204H200V206H201ZM217 205H219V203H217ZM127 206V205H126ZM12 207H15V210H13L12 209ZM34 207V206H33ZM189 207V206H188ZM238 207V206H237ZM131 208V207H130ZM165 207H163L160 211H158V212H156V214H155V216L154 217H156L157 215H159V216H161V218H165V217H168L169 216V211L165 208ZM223 208V207H222ZM257 208V207H256ZM127 209V208H126ZM240 209V208H239ZM254 209V208H253ZM24 211V212H22V211ZM194 210V209H193ZM198 210V211H199ZM225 210V209H224ZM128 210H125V208H123V209H119V210H117V212H116V215H120V217L121 218H123L124 220H130V219H132V218H134V214L133 213H130V212H128V213H126ZM136 211H138V212H136ZM156 211V210H155ZM254 211V210H253ZM257 211V210H256ZM19 212V214H18V218H14V216H15V214H17ZM194 212H195V210H194ZM220 213H221V216L222 215H227V212L229 213V211H223V210H221V211H219ZM238 212V211H237ZM38 213H40V212H38ZM153 213V212H152ZM190 213H192V210H186L185 211V215L186 216H190ZM256 213V214H257ZM201 213L199 212V215H200ZM237 214V213H236ZM254 214H255V212H254ZM38 216V222H37V224L36 225H34L33 224V222H32V219L34 218V216ZM39 215H42V214H39ZM138 215H137V217H138ZM153 215V214H152ZM202 215V214H201ZM32 216V217H31ZM35 216V217H36ZM43 216V215H42ZM196 216V215H195ZM219 216V213L218 214H214V215H209V217H207V219H205L206 221H204L205 222V224L206 223H208V227H207V229H203L204 228V225L200 228V230H197V231H195L194 229H193V227L190 229V228H188V229H185V230H183V229H180V230H172L171 232H169V234L171 235V236H177V235H184V236H186V235H189L191 238H193L194 237V235H201L203 232H205V231H207V230H209V229H212V227H209V224H212L211 223V221H212V217H218ZM253 216V215H252ZM145 218V217H144ZM149 219H150V216L148 217ZM204 218V217H203ZM43 219V218H42ZM147 219V218H146ZM148 219V220H149ZM244 219V220H243ZM117 220V219H116ZM145 221L143 224H141L142 225V227H143V229H144V226L149 222V221ZM165 220L167 221V218H165ZM198 220V219H197ZM117 221H120L119 219L117 220ZM158 221V220H157ZM112 222H113V220H112ZM112 222H110V225L109 226H112ZM121 222V221H120ZM124 222V221H123ZM25 223V224H24ZM126 223V222H125ZM198 223V222H197ZM200 223V222H199ZM228 224V223H227ZM202 225V224H201ZM36 226H38V227H36ZM197 226H198V224H197ZM38 229V232H36V230ZM141 229V228H140ZM43 230V229H42ZM109 230H111L110 228H107L106 230H105V232L104 233H102L101 235H100V237H103V236H105L106 235V233L108 232H110ZM1 232V231H0ZM20 232V233H19ZM198 232H199V234H198ZM217 233V232H216ZM9 234V235H8ZM210 235V234H209ZM212 235V234H211ZM13 236H15V235H13ZM228 236V235H227ZM215 237V236H214ZM35 238H37V240L35 241L34 239ZM134 238H138V239H141V238H143V234L142 233H134L132 236H130L128 239H130L131 241H133V239ZM246 238V237H245ZM16 238H14V240H15ZM102 239V238H101ZM116 239V238H115ZM127 239V240H128ZM205 239V238H204ZM208 239H212V238H208ZM260 239V238H259ZM259 239H257L258 241H257V244H259V242H261V241H259ZM13 240V241H14ZM126 240V241H127ZM19 241H17V243H16V245H15V247H17V245H18V242ZM205 241H208L207 239L206 240H202L201 241V243L197 246V254L196 255H198L197 257L200 259V260H202V258L203 259H205V258H208L209 257V255H210V253L212 252V250H213V248L215 247V243L217 242V239H213V246L211 247V250H210V252H209V254H208V256L207 257H203L202 255H200L199 254V247L200 246H203L204 245V242ZM134 243V242H133ZM156 243H157V245L159 246V247H163V246H165V244H162V243H159V242H157L156 241ZM252 243H255V242H252ZM216 244H218V243H216ZM251 245V244H250ZM262 245V244H261ZM114 246V245H113ZM112 246V247H113ZM137 247H139V245H136ZM260 246V245H259ZM255 247V249L252 251V257H251V259L252 258H254V256H257L258 257V259L257 260H250V263H246V261H245V259H244V263L245 264H264V251H261V248L260 247ZM1 247V246H0ZM34 247V246H33ZM110 248L109 250H108V252L107 253H109V254H111V258L107 261V262H111L112 260H113V256H112V253L113 252H115V248ZM135 247V246H134ZM253 247V246H252ZM5 248V247H4ZM12 248H14V246L12 247ZM9 249H11V246L8 248V250ZM15 249V248H14ZM103 249V248H102ZM253 249V248H252ZM216 250V249H215ZM3 251V250H2ZM184 251H186V250H184ZM6 252V251H5ZM13 252V251H12ZM196 252V251H195ZM194 252V253H195ZM213 252H214V250H213ZM1 253V252H0ZM172 253V252H171ZM175 253V252H174ZM187 253H188V251H187ZM167 254H169V253H167ZM8 255H9V253H8ZM7 255V256H8ZM212 255V254H211ZM248 256H250V255H248ZM96 257H98V256H96ZM95 257V258H96ZM189 257V256H188ZM188 257L187 256H180V258H174V259H172V260H170V261H168V262H166L165 264H186L187 263V261H188ZM15 258V257H14ZM89 258H91V257H89ZM163 258V257H162ZM161 258V259H162ZM213 258V257H212ZM211 258V259H212ZM217 258V257H216ZM247 258V257H246ZM161 259L160 260H157L158 262L159 261H161ZM181 259V260H180ZM209 259V258H208ZM218 259H219V257H218ZM249 259V258H248ZM16 260V259H15ZM127 260V259H126ZM180 260V261H179ZM198 260V259H197ZM210 260V259H209ZM12 261V260H11ZM156 261V262H157ZM207 261V260H206ZM212 261V260H211ZM209 262V263H207V264H212V262ZM216 261H218V260H216ZM220 261V260H219ZM242 261V260H241ZM92 262V261H91ZM106 262V263H107ZM213 262H215V261H213ZM193 263V262H192ZM244 263H242V264H244ZM12 264V263H11ZM235 264V263H234ZM238 264V263H237ZM241 264V263H240Z\"/></svg>","mask_w":264,"mask_h":264},{"label":"crops","instance_id":"3","mask_svg":"<svg viewBox=\"0 0 264 264\" xmlns=\"http://www.w3.org/2000/svg\"><path fill=\"white\" fill-rule=\"evenodd\" d=\"M49 2H48V6H49V8L48 9H53V10H57V7L60 9V7L59 6H61V4H55V8H51V5H52V1L51 0H48ZM78 1V2H77ZM76 2H77V6H79L80 4H81V2H82V9H84L85 7H86V5H84V1L83 0H77ZM88 1H91L89 4H88V6L86 7V11H87V9H88V11L90 10V12H92V11H95L94 9L96 8V7H103V9H104V7L105 6H113L114 5V3L116 2V0H111L110 2L111 3H109V2H105V3H101L100 1L101 0H97V1H95V0H88ZM113 1H115L114 3H112ZM119 1H123V0H119ZM134 1H137V0H134ZM151 2H155V3H158V2H156V1H152V0H150ZM226 1V0H225ZM100 2V3H99ZM129 2V1H128ZM138 2V1H137ZM142 2V3H141ZM140 2V6H138V7H133V9H140V8H143V6H145V8H143V10L142 11H145V14L140 18V19H142L141 20V23H142V25H143V28L144 29H149V30H154L155 32H149V33H147L146 35H145V37L143 38V36L141 35V34H138V33H136V31L135 30H131V31H129V32H126V33H124V34H127L126 36H125V38L127 39L126 40V42L124 43V47H121V45H117V46H120L121 47V49H125L126 51H123V59L126 57V56H129L130 54H132L131 52H130V49H128V48H130L132 45H137V44H139V43H141V44H143V45H145L146 47H148V45L145 43V40H146V38H148V41H149V39H150V37H152V38H154L155 36H157L158 37V40L160 41V45H161V43H162V39L163 38H165V35H161L162 34V31H163V28L165 29V26H170L171 27V25L170 24H165V22H164V20H166L167 18H170V20H171V17H166V19L164 18V16H163V14H162V12L161 13H159V12H149L148 11V9L149 8H151L150 7V4L148 3V1H141ZM188 2H189V0H184V3H180L179 5H175V8H179V10H182V9H189L190 11L192 10L189 6V4H188ZM203 1L202 0H199L198 1V7L200 6V4L202 3ZM97 4V5H95L94 6V4ZM107 3V4H106ZM91 4H93V6L94 7H91ZM159 4H162V3H159ZM105 5V6H104ZM70 6H71V2H70ZM69 6V9H71V7ZM91 8H90V7ZM90 8V9H89ZM98 9H100V8H98ZM97 9V10H98ZM73 11L72 12H76V10L77 9H72ZM57 11H59V10H57ZM33 13L35 12L34 10L32 11ZM195 12V11H194ZM149 13H151V14H153V16L152 15H150ZM170 13H172V12H170ZM190 13V12H189ZM58 14V15H57ZM55 16H57V18L58 19H62L61 21L63 22L64 20V18H63V16L61 15V14H59V13H57ZM149 14V15H148ZM60 15V16H59ZM88 15V14H87ZM167 15V14H166ZM196 16H199V18L197 19V21L198 20H201V11H200V14H197ZM50 17H51V14H50ZM89 18H91V16L89 17ZM96 18V17H95ZM95 18H93L94 20H95ZM52 20V19H51ZM50 20V21H51ZM172 21V20H171ZM181 21V20H180ZM12 22V21H11ZM199 22V21H198ZM140 23V24H141ZM14 24V22H12V25ZM90 25H93L94 24V22L92 21V23H91V21H90V23H89ZM88 24V25H89ZM140 24H139V26H140ZM157 24H159V25H157ZM51 26V25H50ZM184 26H185V22H184ZM13 27L14 26H12V30H13ZM52 27H55V26H52ZM95 27V26H94ZM93 27V28H94ZM107 26H105V28H106ZM83 28V30L85 31L86 29H84V24H82V23H79L78 22V25H77V29H79V31L81 32V29ZM108 28V27H107ZM139 28V27H138ZM32 29H34V27L32 26ZM97 29H100V30H102L99 26L97 27ZM191 28L189 27L188 28V24H187V26H186V28H185V33L184 34H182L183 36L184 35H188V34H190V33H192V30H190ZM11 30V31H12ZM93 30V29H92ZM91 31V30H90ZM90 31H89V33L87 34V39L89 40L88 41V44L87 43H85V45H90V43H91V45H90V48H91V55L94 57V56H96V55H99V54H97V53H94V54H92V49L93 50H96L95 48H98V45L100 44V42H101V40H100V32H98L97 30H93L91 33H90ZM157 31V32H156ZM174 31V30H173ZM173 31L171 30V32L168 34V35H166V37L168 36V37H170V39L172 40V38L171 37H174V36H176V35H172V33H173ZM169 32V31H168ZM10 33V32H9ZM92 34V35H91ZM102 34H103V32H102ZM149 34H152V35H149ZM177 34V33H176ZM181 34V33H180ZM91 35V36H90ZM148 35V36H147ZM172 35V36H171ZM177 35H179V34H177ZM181 35V36H182ZM116 36V35H115ZM115 36L113 35L111 38L113 39V41H110V39H108L107 40V42L108 41H110L112 44H110V45H107V47L106 48H104V51L102 52L103 53V55L101 56V55H99V56H101V58L99 59V56L96 58V60H100V63L102 62V61H105V60H108L109 58H111V57H114L115 56V60H109L110 62H117L116 61V55L114 54V53H112V48H110V47H112V46H116V45H114V42H115ZM62 37H63V35H62ZM129 37H130V39L132 40V41H135V42H137V43H132L130 40H129ZM60 38V37H59ZM66 38H68V35H66ZM189 41H191V39H189ZM196 41V40H195ZM94 44V45H93ZM158 45V43L155 45V47ZM198 43H195L194 44V46L195 47H198ZM134 47V46H133ZM150 47V46H149ZM148 47V48H149ZM174 47H175V45H174ZM77 48V50H76V53H74V49L72 50V54L75 56V55H80V54H83V52H84V50H83V48H82V46H81V48H78V47H76ZM107 48H109L110 50H111V52H108V54L106 53V50H107ZM115 48H117V47H115ZM103 49V48H102ZM55 50H56V48H55ZM159 50H163V49H159ZM165 51V50H164ZM169 51V53L171 54V52H170V50H168ZM167 51V52H168ZM186 51V50H185ZM68 53L67 52V50H64V53ZM63 53V54H64ZM174 53H175V51H174ZM63 54H61L60 53V55H61V57H63ZM125 54V55H124ZM28 55H31V54H28ZM66 55H68V54H66ZM132 56V55H131ZM133 56H134V59L136 60V64H135V60L134 59H132L133 57H127L128 59H122V61L124 62V61H130L131 62V64L134 66V64L136 65L134 68H138L140 65H144V64H142V63H144V62H142V61H137V60H140V59H143V58H139V59H137V57H135V55L133 54ZM95 58V57H94ZM151 58H152V56H151ZM103 59H105V60H103ZM95 60V61H96ZM119 60V59H118ZM121 60V59H120ZM119 60V61H120ZM145 60V63H149L148 62V60L147 59H144ZM94 60L92 61V62H90V60H88V61H86L85 63H93L94 64V62H95ZM123 62H122V67L123 68H129L128 66H125L124 67V65H123ZM132 62H134V64L132 63ZM156 62H158V63H162V61H156ZM10 65V64H9ZM129 65V64H128ZM149 65V64H148ZM93 66V65H92ZM193 67H194V65H192ZM149 67H150V65H149ZM137 68L135 69L136 70V72H137ZM106 69H108V67L106 68ZM150 70V68H148L146 71H144V72H137V73H139V74H141V75H144V74H146L148 71ZM191 70H195L194 68H192ZM187 71H188V69H187ZM14 72V71H13ZM186 72V71H185ZM188 72H190V71H188ZM108 74L107 76H105V74ZM151 73H152V70H151ZM102 75V79H103V77H104V79H109V76H110V73L109 72H104V74H101ZM160 79V78H159ZM220 79H225V78H220ZM162 80V79H161ZM219 80V79H218ZM136 81H140V80H136ZM158 80L156 79L155 81H154V83L153 82H149V84L150 85H153L154 86V91L155 92H151V93H149L148 91H147V88L146 89H144V91H145V95H147V94H149V97H150V95H155L156 93V96L157 95H161L160 93H158V92H156V89H155V87L157 86V84H159V83H156ZM141 85V84H140ZM142 87V86H141ZM147 97V96H146ZM145 96H143V99L144 98H146Z\"/></svg>","mask_w":264,"mask_h":264},{"label":"water","instance_id":"4","mask_svg":"<svg viewBox=\"0 0 264 264\" xmlns=\"http://www.w3.org/2000/svg\"><path fill=\"white\" fill-rule=\"evenodd\" d=\"M258 26L264 25V14L260 15L256 21ZM5 29H11V24L7 23L5 25ZM167 57V53L165 51H159L156 54V58L160 60H164ZM100 80V76L97 73H88L86 76V83L91 86L96 84ZM229 81L226 79L217 80L213 86V89L217 92L224 91L229 87ZM218 88V89H217ZM138 90V85L134 84L130 87L131 93H136ZM59 93L53 88H47L44 90L39 97L37 98V103L46 107H52L55 103L60 100ZM79 129L84 130L86 129V125L82 122L78 123ZM208 241L204 242L203 246L199 247V254L203 257H207L211 247L213 246V239H207Z\"/></svg>","mask_w":264,"mask_h":264},{"label":"flooded vegetation","instance_id":"5","mask_svg":"<svg viewBox=\"0 0 264 264\" xmlns=\"http://www.w3.org/2000/svg\"><path fill=\"white\" fill-rule=\"evenodd\" d=\"M178 23H181V24H179V25H182V27L184 26V22L183 21H179ZM149 35H152V34H149ZM148 36V35H147ZM153 36V35H152ZM156 38H157V40H156ZM148 38H146V40H145V43L149 46V45H151V48H153L154 50H155V52L153 53L152 52V60L153 61H158V59H156L155 58V53L159 50V49H163V48H160L159 46H160V41L158 40V37L157 36H155V42H153V43H149L148 41ZM195 42H197V41H195V39H193L191 42H190V48L193 46V44L195 43ZM137 43V42H136ZM158 43V45L155 47V45ZM179 47H181V45L178 43V45H177V48H179ZM169 52V51H168ZM167 52V53H168ZM168 55H170V53H168ZM159 61H161V60H159ZM142 64H144V65H146V67L148 68V66H147V63H142ZM147 70V69H146ZM145 70V71H146ZM231 79V78H230ZM232 80V79H231ZM207 84H209V83H207Z\"/></svg>","mask_w":264,"mask_h":264}]
</instances>
